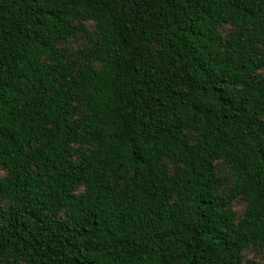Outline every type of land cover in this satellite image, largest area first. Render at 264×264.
<instances>
[{
	"label": "trees",
	"instance_id": "obj_1",
	"mask_svg": "<svg viewBox=\"0 0 264 264\" xmlns=\"http://www.w3.org/2000/svg\"><path fill=\"white\" fill-rule=\"evenodd\" d=\"M250 248L264 0H0V264H264Z\"/></svg>",
	"mask_w": 264,
	"mask_h": 264
},
{
	"label": "rangeland",
	"instance_id": "obj_2",
	"mask_svg": "<svg viewBox=\"0 0 264 264\" xmlns=\"http://www.w3.org/2000/svg\"><path fill=\"white\" fill-rule=\"evenodd\" d=\"M224 32H226V29H224ZM75 45H77V43ZM234 209L239 213V212H241L242 205L239 204V203H236L234 205ZM245 256L247 258H256V259H259V260H264V248H260V249H257V250L253 249V248H250V249H248L245 252Z\"/></svg>",
	"mask_w": 264,
	"mask_h": 264
}]
</instances>
